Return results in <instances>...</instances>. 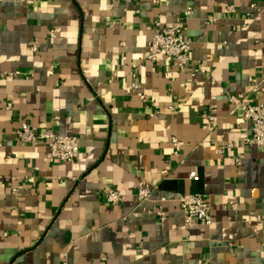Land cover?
I'll list each match as a JSON object with an SVG mask.
<instances>
[{
    "label": "crops",
    "instance_id": "obj_1",
    "mask_svg": "<svg viewBox=\"0 0 264 264\" xmlns=\"http://www.w3.org/2000/svg\"><path fill=\"white\" fill-rule=\"evenodd\" d=\"M188 5L190 69L149 62L155 22ZM230 95L264 105V0H0V264H264V146ZM22 122L79 157L16 142ZM189 192L212 225L185 224Z\"/></svg>",
    "mask_w": 264,
    "mask_h": 264
},
{
    "label": "built area",
    "instance_id": "obj_2",
    "mask_svg": "<svg viewBox=\"0 0 264 264\" xmlns=\"http://www.w3.org/2000/svg\"><path fill=\"white\" fill-rule=\"evenodd\" d=\"M28 5H33L38 0H25ZM256 4H251V8H255ZM236 12L234 5L228 6V13L232 16ZM193 7L188 5L185 15L173 21L155 22L152 37L148 44V53L146 59L149 62H159V56L165 55L171 64V67L185 71L192 66L190 62L191 46L187 36V19L192 15ZM259 19L260 16H256ZM32 51L37 50L36 42L31 44ZM165 75L170 77L173 75L172 70H166ZM256 90V87H255ZM140 99L145 102V95L140 94ZM228 101L233 105V109L241 112L243 119L250 123V134L245 138L246 144L256 146H264V105L251 103L247 98H237L234 95L228 96ZM217 106L212 104L204 108L202 117L213 121ZM157 112V111H155ZM155 112L149 115L152 117ZM14 140L20 144H32L37 141H44L49 149L48 159L51 162H71L79 157V138L75 135L57 134L50 131L40 130L27 122L20 123L13 133ZM174 153H178L181 144L176 137L171 140ZM2 141L0 140V147ZM232 142H228L226 147H231ZM224 146H218L216 152L220 153ZM167 172V170H165ZM196 172L189 174L190 178H194ZM104 193L106 201L110 204H118L121 201V195L118 190L105 187ZM12 192L17 193L18 189L13 188ZM151 194L148 189H141L138 192L139 200L147 199ZM163 201L164 198H161ZM179 207L184 216V222L187 226H210L213 223L211 205L208 198L202 193H184L178 199ZM237 206V204H235ZM162 215L161 211L156 212Z\"/></svg>",
    "mask_w": 264,
    "mask_h": 264
}]
</instances>
